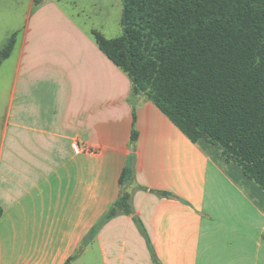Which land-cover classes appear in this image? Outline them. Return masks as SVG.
Here are the masks:
<instances>
[{"label": "crops", "instance_id": "1", "mask_svg": "<svg viewBox=\"0 0 264 264\" xmlns=\"http://www.w3.org/2000/svg\"><path fill=\"white\" fill-rule=\"evenodd\" d=\"M25 11L0 122V264H65L79 251L75 264L93 246L99 264H153L131 216L88 238L127 165L161 264H264L259 187L146 98L133 119L130 81L92 37L121 34V1L26 0Z\"/></svg>", "mask_w": 264, "mask_h": 264}, {"label": "trees", "instance_id": "2", "mask_svg": "<svg viewBox=\"0 0 264 264\" xmlns=\"http://www.w3.org/2000/svg\"><path fill=\"white\" fill-rule=\"evenodd\" d=\"M120 1L121 34L106 39L93 31L92 37L128 77L133 119L135 99L146 98L191 143L211 144L264 193V0ZM14 44L15 34L0 51V65ZM136 137L132 129L131 144ZM118 184L117 199L88 238L120 215L131 216L146 235L131 191L144 188L131 166Z\"/></svg>", "mask_w": 264, "mask_h": 264}, {"label": "rangeland", "instance_id": "3", "mask_svg": "<svg viewBox=\"0 0 264 264\" xmlns=\"http://www.w3.org/2000/svg\"><path fill=\"white\" fill-rule=\"evenodd\" d=\"M25 5H26V0H0V51L3 48V46L7 43L8 39L11 37V35H13V34H15V41L17 43L14 50L11 52L10 57L8 59L4 60L0 65V122H1L3 114H4L5 101L7 100L8 94H9V89H10V85H11V81H12V77H13V68L16 65L17 51H18V47H19L21 33H22V31L24 29V25H25V13H26ZM118 35H120V34H118ZM131 191L134 194L137 191H145V190L140 189V190L135 191L132 189ZM153 194L156 195L157 197L162 196V195H158L155 192ZM169 196L170 195L167 194L166 196L163 195L162 197L167 198ZM186 205L189 206V204H186ZM122 216H126V215H122ZM99 220H100V218L96 221L95 225L98 223ZM111 220H109V221H111ZM109 221H107V223ZM134 224H135V222H134ZM95 225L93 227H95ZM135 226H136V224H135ZM145 233H146V231H145ZM141 235H142L143 239L145 240L146 246L148 248V252L151 256L152 263L156 264L153 261V256L155 257V253L150 248L151 246H150L149 241H148L147 233H146V235H143L141 233ZM79 253L80 252L77 251L76 254L74 255L75 256L74 258H76ZM99 260H101V257H99ZM84 262H86L88 264H99L96 247H94V246L91 247L89 249V251H87L84 255L80 256L79 262L75 263V264H85Z\"/></svg>", "mask_w": 264, "mask_h": 264}]
</instances>
